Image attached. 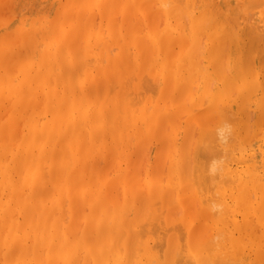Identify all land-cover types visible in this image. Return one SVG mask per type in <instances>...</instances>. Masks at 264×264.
<instances>
[{
	"label": "bare ground",
	"instance_id": "1",
	"mask_svg": "<svg viewBox=\"0 0 264 264\" xmlns=\"http://www.w3.org/2000/svg\"><path fill=\"white\" fill-rule=\"evenodd\" d=\"M12 1L10 0V5L9 3L6 5L12 6ZM58 1L60 2V0ZM67 1L52 7L54 12L48 19L46 18L45 24L41 23L42 20H45L42 19V15L36 14L40 16V19L33 15L38 19L36 21H40L41 24L37 22L36 27L40 24L41 28H38L41 31L37 28L39 32L33 35V28H35L33 26L30 30L32 36H29L37 39L36 37L42 33L45 36H41V40L49 35L50 39L52 37L55 39L52 45L54 42L56 43L54 48L50 46L53 49L51 50L48 47L50 41L47 42L50 39H47L48 37L44 39L48 48L38 50L39 55L37 56H42L40 62L39 59L37 60L38 64L32 61H28V63L27 60H24L25 57L33 60L28 56L30 53L34 54L33 47L30 45L32 46L33 41H37L33 39L29 44L31 39L27 35L29 32L27 28H30V23L35 21L31 22L33 17H30L29 27L27 26L25 30L22 23L21 26L18 25L19 28H23L26 34L17 28V31L15 28L10 31L11 38L8 32L4 31L3 35L0 34L1 41L4 40L3 42L6 44L0 42L3 45H0V67L3 68L2 72L4 70L3 74L8 73L11 77L25 71L21 74L22 77H19L20 80L17 76H14L17 79H5L6 74L1 76L0 72V102L4 101L8 105L13 100V104L10 102L11 106H8V110L11 107L9 112L5 111L3 103H0V117L2 118H0V122L3 121V124L8 123L9 125L4 124L5 127L2 122L0 123V253L3 252L2 257L0 255L2 258L0 264H12L11 260L13 264H30V262L32 264H88L89 259L91 261L89 264H258L259 259L264 258L262 257L264 256L262 255L264 243L261 244V247L259 245L261 240H264V236H262L264 228L260 229L261 235L256 230L260 236H256L258 234L254 229H257L256 226L259 228L257 223L262 224L264 221V0H74L78 5L74 2L73 6L70 5L73 9L70 6L69 9H66V4L70 0L68 3ZM81 2H83V7L84 5L87 7V10L85 7L81 8ZM5 3H0V5ZM62 6L65 8L64 12ZM39 11L41 12L43 9ZM30 12L28 13L30 14ZM116 12L120 13L122 19H119ZM112 14L113 16L110 18L109 16ZM23 16L24 19L27 15ZM116 16L120 22L125 20L126 23L117 22ZM137 16H139L140 22L139 19L134 21V17L137 18ZM98 17L106 23H101L100 19V21L95 20ZM22 18L20 17L21 20L17 19V21H22ZM81 18L86 19L84 29H82L84 22H80ZM131 18L137 23L133 22V24ZM73 20H77L74 21V24L76 22L79 25L75 24V27L72 23ZM68 22L71 26H69V30L66 29L69 25ZM93 22H96L95 25ZM6 23L8 22L6 21ZM97 23H101L100 26L98 25L101 28L99 29L100 31L105 29L106 35L103 34V31H101L103 32L101 35L98 34L100 31L97 28ZM118 24H122V26ZM125 24L127 26H123ZM92 25L96 26L95 28L99 32L96 33L95 28L93 31L90 28ZM82 30H87V37L84 36L87 40H84L85 42L82 38L85 32L82 33ZM16 32H20V34ZM87 32H89L90 39ZM93 34L97 37L91 36ZM105 36L109 39H107L108 41L113 40L110 42L117 44L119 51H115L117 49L115 46V49L110 48L112 43L108 47L109 42L105 41ZM39 39V43L33 42L35 47L45 43ZM10 41L15 46L11 45ZM27 42H29V48L26 46ZM18 44L25 47L19 48ZM11 46L15 47V51ZM8 47H11L12 50ZM108 48H110L109 52ZM18 49L23 51L21 52L23 55L17 53ZM35 49L37 51V48ZM113 50L117 53H113ZM126 51L134 58L131 55L128 58L127 54L125 55ZM79 53L82 56L81 59ZM75 57L79 60L75 61ZM19 59L27 63H23ZM131 60L134 63L137 62L138 67L136 63L134 67ZM88 61H92L89 63V67L86 66ZM20 62L26 66L36 65L37 73L32 75L31 72L34 70L36 72L33 66L28 67L30 70L24 65V67L20 66V69L22 67L20 71L18 68L19 64L22 65ZM75 62L79 66H76ZM10 67L13 70L18 68L19 71L13 72ZM83 67L86 70H83ZM24 68L27 70H23ZM132 71L135 76L134 74L129 75ZM8 74L6 77H9ZM78 74L82 76V80ZM76 75L78 80L80 78L78 83L75 82L77 78L74 80ZM144 75L146 77L151 75L149 78L154 82L155 89H159L158 103L162 101L165 107L166 105L171 108L175 107L177 110L175 109L174 114L163 111L161 107L162 111H160L158 103H156V109L153 108L154 106L150 107L155 102L152 98L154 96L150 95L153 93L152 91L150 94H147L148 91L145 92V95L147 94L151 98L147 99V96L142 98L141 95L144 90L146 91V84L151 82L150 80V82H143ZM132 77L134 80H131ZM36 80L42 81L43 86L38 85L39 83L37 86ZM135 80L136 82H134ZM85 81L89 82V86L84 84ZM48 83L51 85L48 86ZM143 85L145 89L142 87ZM129 87H131L130 90ZM129 91L132 93L130 94ZM133 91L137 92L133 93ZM139 91H143L142 94L138 95ZM25 92L28 97H32L30 100L37 98V100L35 99V106L38 107V110L35 108L37 112L29 105L32 101L27 99V102H30H28L29 104L26 102ZM5 94L11 96L12 99L9 96L5 98ZM132 94H136L138 97L133 96L134 100L129 98L131 97L129 95ZM157 96L154 98L157 99ZM145 97L147 101H152H149L148 104L150 108L147 105L144 106ZM13 98L16 102L20 99L21 102L25 100L24 102L27 103L20 102L21 105L19 102L17 103L20 106L19 110H30L28 113L26 110L27 115L23 117H27V120L30 119L28 116H31L29 114L32 112L34 116L37 115V118L31 117L34 120H30L29 124L24 125L20 121V114L24 112L16 109V102ZM140 100L143 101V104L137 105L136 103L141 102ZM141 104L143 107H138ZM12 108L13 112H11ZM171 110L173 112V109ZM42 114L43 120L38 118L42 117ZM251 114L255 115V121L250 125ZM7 116L10 117L8 120L13 117L11 122L7 119V122L4 121ZM18 119L19 121L16 123L20 122L23 129L13 122ZM39 120L42 121L38 123ZM177 120L179 122L182 120L184 125L180 127L181 124L175 122ZM171 122L173 123L171 124ZM11 123L13 126L19 127L17 129L20 134H16L18 131L15 132L16 128L14 130L10 126ZM166 125L172 129H176L179 125L180 130L178 128V133L176 131L174 135H167L169 138L160 136L156 130L160 129V132L165 133L163 126L166 128ZM168 126L167 129L170 128ZM22 130L25 131L21 135ZM153 130L156 131L155 134ZM149 132L153 133L152 139L146 137L147 140L155 141V144L157 141L158 144L156 152L154 151L157 159L154 155V158L152 157L155 165L160 164L162 156H170L166 155L167 150L173 148L172 158H175V154L180 152L173 161L172 155L170 156L172 162L166 159L170 162V164L168 162L170 167L167 162H164L165 165H168L164 167H168L165 169H169L168 173L173 177L172 179L180 181V183H176L177 186L172 183V188L171 185L170 187L166 186L171 188L167 189L168 191L165 190L166 193H160L165 188L166 177L169 178V175L165 176L167 173L164 175L165 178L161 174L163 170L161 169V171L159 168L163 163L159 165L158 169L157 167L153 168L154 165L150 166L151 170L148 168L150 176L146 175L147 173L144 171V176H148L150 179L151 176L156 178L154 175L156 173L152 170L156 169L158 173L161 171L159 173L161 179H155L156 183L160 184L159 188L161 183L164 186L160 190L158 187L155 189L159 190L157 192L160 196L153 189L155 186H150L153 182L148 185V182L143 179L147 187L143 183L142 186L140 185L142 182L140 179L143 178L140 172L145 168L144 166L141 169L143 160L137 156L140 154V149L137 150L132 146L133 149L135 148V153H133H137V158L134 155L133 158L135 157L136 161L133 158L130 159L129 166H131L130 162L132 164L138 162L137 167L135 164L131 166L133 170L126 169V165L120 166L124 158L119 160V154L120 157L121 154L123 155V149H121V153H118V158L114 156L117 154L115 151L119 152V147L121 148V145L123 147L125 141L129 139L128 136L133 134L135 139L140 135L146 136ZM14 135H18L21 139L19 145L15 142L17 137L14 139L15 143H12L11 139ZM156 138H160V140ZM121 142L122 144H120ZM138 142L141 141L138 140ZM191 142L197 144L193 149L198 154L195 153L194 156L200 158V161L196 159L198 163H196V169L194 156V168L192 163H189L191 146H194ZM11 143L16 145L13 146ZM127 143L123 148L126 151L128 148L129 151H132L129 147L130 144L127 145ZM143 143L140 145L143 146ZM169 143L172 147H169L171 146ZM132 144L135 145V143ZM102 149L104 155L105 151L108 153L109 158L107 159L110 160L105 161L106 154L104 162H107V166L104 163L101 171H107L108 166L113 167L112 173L116 172L118 168L120 171L121 168L122 170L126 169L127 172L121 171L122 174L124 172V178L121 177L122 175L120 176V173L119 175L117 173L118 176L107 180L109 175L106 176L105 173L103 175V172L100 171L101 167L97 171L96 166H99L101 162L99 157L103 155L98 156L97 153ZM159 149L160 152L157 151ZM126 151H124L125 155ZM8 153L9 157H13V159L11 162L5 163L9 158L6 156ZM113 153L115 154L113 155ZM168 153L170 154V151ZM91 155L95 157H91ZM97 156L99 160L96 159ZM89 158H95L94 163L97 161L99 165L96 163L95 166L93 160L92 163L89 162L91 161L88 160ZM115 158L119 160V166L116 164ZM144 162L147 163V161ZM148 163L150 164V161ZM91 168L93 169L91 170ZM135 168L137 170L139 168V174H136ZM145 169L147 170V168ZM191 169L196 170L195 174L191 173ZM94 175L95 177H93ZM97 176H101L103 180L107 181L98 177L97 179L100 180L98 183L94 180ZM129 177L131 180L128 179ZM162 179L165 181L162 182ZM198 184L200 188L196 187ZM141 187H146V192H143L145 188ZM112 189L114 198L107 193ZM117 189L118 192L120 189L122 190V193L119 194L123 197V203L120 201L121 197L118 193L117 197ZM201 196L202 198H200ZM106 197L107 199H105ZM143 197H146L148 205L144 203ZM155 198H158L157 201L153 200ZM169 198L176 200L173 202ZM150 201L154 202L150 203ZM169 201H172L173 204L172 202L170 204ZM120 202L121 207L118 208ZM156 202H158L157 206L162 203L159 208L156 206L158 211L152 207ZM105 203H107L106 206ZM143 203L145 207L148 206L145 210ZM108 204H113L114 208ZM114 204L116 205L114 206ZM66 207L67 209H65ZM109 207L114 210L111 211ZM180 208L181 211H184L185 218H178ZM57 209L60 211L62 209L61 213L67 216L69 214L73 224L70 225L66 218L64 220L63 215L58 216ZM64 209L69 213L66 214ZM175 211L179 213L177 214ZM127 213H130L131 217L127 218ZM181 213L183 214V212ZM55 215L58 219L62 218L59 219V222L67 221L69 227H64L62 223L60 226ZM17 217L20 218V222ZM186 217H191V219L188 220ZM252 218L257 219L256 224ZM145 219L148 222L145 227L147 231L144 230V226H140L142 229L144 228L143 230L137 227V225H142ZM154 222L155 225L162 222L165 232L157 231V233L160 231L161 235L163 234V238L158 236L160 237L159 241L155 238L158 241L156 243L152 240L154 231H151L152 235L149 234L150 227L152 230H157L156 226H154L155 229L152 228ZM148 224H152V226ZM62 226L63 228H61ZM136 227L140 229V232L136 231ZM198 228L206 230L205 233L201 234ZM146 233L151 235L152 239ZM141 234H145V236L142 235L144 238L141 237ZM139 240L142 241L139 242ZM78 247L86 249H82V251ZM160 247L164 248L163 252ZM27 252H31L33 255Z\"/></svg>",
	"mask_w": 264,
	"mask_h": 264
},
{
	"label": "rangeland",
	"instance_id": "2",
	"mask_svg": "<svg viewBox=\"0 0 264 264\" xmlns=\"http://www.w3.org/2000/svg\"><path fill=\"white\" fill-rule=\"evenodd\" d=\"M5 1H7V2L5 3ZM33 1H34V2H33ZM68 1H69V0H68ZM68 1H67V3H68ZM61 2L64 3L65 0H64V1H63V0H60V2H59L58 0H53V1H52V0H27V1H26V0H22V1H21V0H13V1L11 2V4H13V5H12L13 7H12V6H9V5H10V0H0V3H1V4H2V3H5V4H3V5H0V6H1V7H0V13H1V14H0V15H1V16H0V17H1V18H0V34L3 35V32L5 31V32H8V35H9V33L11 34L10 31H13L12 29H14V28H15V30H16V28H17V30L20 29V32H23V34H24L25 31H23V28H22V27L19 28L18 25H20V24L22 23V26L24 27V30H25V28H27V26L29 25V24H28V23L30 22L29 19H31L32 17H33L34 19H32L31 22L34 21V20L36 21V20L40 19V16L42 15V19H45V20H42L41 23L43 22V24H45V23L47 22V19L49 18V16L54 12V11L52 10V7H53L54 5H57L58 3H61ZM74 2H75L74 0H70V2H69L70 4H69V3L66 4L67 6H66L65 8H66V9H69L68 7H69L70 5L73 6V5H74ZM8 3H9V5H6V4H8ZM65 3H66V2H65ZM81 3H82V7H81V8H84V7H85L86 10H87V7H86L85 5H84V7H83V2H81ZM72 4H73V5H72ZM75 4H77V3L75 2ZM5 5H6V6H5ZM62 5H63V4H62ZM77 5H78V4H77ZM4 6H5V7H4ZM7 6H8V7H7ZM48 6H49V9H47ZM59 6H60V4H59ZM71 6H70V8H72ZM3 7H4V8H3ZM6 7H7V9L9 8L8 10H10V9H11V10L8 11V10L6 9ZM30 7H31V8H30ZM45 7H46V8H45ZM50 7H51V8H50ZM62 7H63V12H64L65 8H64V6H62ZM2 8H3V9H2ZM42 9H43V11H41V12H43L44 15H43V13L41 14V12L39 11V10H42ZM57 9L59 10V7H57ZM72 9H73V8H72ZM72 9H70V10L72 11ZM32 10H33V11H32ZM47 10H48V12H47ZM82 10H84V9H82ZM3 11H4V12H3ZM30 11H31V12H30ZM71 11H69V12H71ZM73 11H74V10H73ZM2 12H3V13H2ZM6 12H7V13H6ZM14 12H15V13H14ZM28 12H30V14H29ZM38 12H39V13H38ZM45 12H46V13H45ZM65 12H68V11H65ZM83 12H84V11H83ZM5 13L7 14V18H8V19L6 18ZM13 13H14V14H13ZM26 13H27V14H26ZM33 13H34V14H33ZM72 13H73V12H72ZM85 13H86V11H85ZM117 13H119V12H116V13H115L116 15H119V16H118L119 19H122V18H120V16H121L120 13H119V14H117ZM8 14H9V15H8ZM11 14H12V15H11ZM24 14L27 15V16L23 19L22 16H23ZM36 14H38V15H40V16H38V15H36ZM45 14H46L47 16H46ZM70 14H71V13H70ZM70 14H68V15H70ZM16 15H17V16H16ZM20 15H21V16H20ZM33 15L36 16V17L38 16V19H36V17H34ZM10 16H13V17H10ZM14 16H15L16 18H15ZM18 16H20V17L22 18V21L18 22L19 20H21L20 17H18ZM58 16H59V15H58ZM60 16H61V15H60ZM111 16H113V14L110 15L109 17L111 18ZM4 17H5V18H4ZM23 17H24V16H23ZM30 17H31V18H30ZM84 17H85V16H84ZM96 17H97V16H96ZM109 17H108V18H109ZM121 17H122V16H121ZM14 18H15V19H14ZM46 18H47V19H46ZM71 18H73V17H71ZM110 18H109V19H110ZM112 18H113V17H112ZM116 18H117V16H116ZM3 19H4V20H3ZM17 19H19V20L17 21ZM81 19H82L83 21H82ZM81 19H80V20H81L80 22H82V23H83L84 21H86L85 18H84V19L81 18ZM94 19H95V18H94ZM97 19L99 20L100 17L96 18L95 20H97ZM114 19H115V18H114ZM114 19H112V20H114ZM134 19H135V20H134ZM134 19L131 18L132 23H133L134 21H138V20H136V19H139V16H137V18L134 17ZM12 20H13V21H12ZM70 20H71V19H70ZM70 20H69V21H70ZM100 20H101V19H100ZM100 20H99V21H100ZM115 20H116V19H115ZM133 20H134V21H133ZM4 21H5V22H4ZM6 21H7L8 23H6ZM27 21H28V22H27ZM35 21L32 22V23H30V24H31V27H30V28H27V31H29V32H27V35H28V36L31 35L32 31H30V30H31V28H33V26H35V28H33V29H34V31H33V35H34V33H38V32H39V31H37V28L41 26V25H40L41 23H40V21H36V23H35ZM74 21H77V20H73V21H72L73 24H74ZM106 21H107V20H106ZM116 21H117V22L119 21L118 18H117ZM140 21H141V20L139 19V22H140ZM14 22H15V23H14ZM17 22H18V24H17ZM37 22L40 23V24H38L39 26L37 25V27H36ZM44 22H45V23H44ZM70 22H71V21H70ZM80 22H79V23H80ZM114 22H115V21H114ZM114 22H113V23H114ZM119 22H120V21H119ZM121 22H123V24L126 23L125 20H124V21L121 20ZM121 22H120V23H121ZM3 23H4V24H3ZM5 23H6V26H5ZM25 23H26V24H25ZM82 23H81V24H82ZM85 23H86V22H84V24H82V26H83L82 29H84V25H85ZM95 23H96V22H95ZM95 23L93 22L94 25H95ZM101 23H104V21L101 20ZM101 23H99V24L97 23V28H98L99 31H100V29H101V28L99 27ZM105 23H106V22H105ZM105 23H104V24H105ZM134 23H137V22H134ZM134 23H133V24H134ZM15 24H16V25H15ZM34 24H35V25H34ZM68 24H69V22H68ZM68 24H67V25H68ZM73 24H71V25H73ZM75 24H76V22H75ZM75 24H74V25H75ZM104 24H103V25H104ZM8 25H9V26H8ZM25 25H26V26H25ZM76 25H77V24H76ZM76 25H75V27H76ZM78 25H79V24H78ZM78 25H77V26H78ZM98 25H99V26H98ZM103 25H102V26H103ZM115 25H116V24H115ZM118 25H119V24H118ZM120 25L122 26V24H120ZM120 25H119V26H120ZM11 26H12V27H11ZM13 26H14V27H13ZM17 26H18V27H17ZM20 26H21V25H20ZM69 26H70V24L67 26V28H66L67 30L70 29L71 26H70V27H69ZM82 26H81V27H82ZM123 26H127V24H125V25H123ZM28 27H29V26H28ZM64 27H65V26H64ZM75 27L73 26V28H75ZM88 27H89V26H88ZM95 27H96V26L93 27V25H92L90 28L93 29V28H95ZM114 27H115V26H114ZM116 27H118V26L116 25ZM40 28H41V27H40ZM90 28H89V29H90ZM99 28H100V29H99ZM103 28H105V27H103ZM21 29H22V30H21ZM33 29H32V30H33ZM77 29H78V27H77ZM86 29H87V27H86ZM89 29H88V30H89ZM95 29H96V28H95ZM144 29H145V28H144V26H143V30H144ZM17 30H16V31H17ZM38 30L41 31V29H39V28H38ZM57 30H58V28H57ZM80 30H81V29H80ZM35 31H37V32H35ZM83 31H84L85 33L83 34L82 38H83V42H85V41H87V40H85V37H87V35H86V31H87V30H86V31H85V30H82V33H83ZM93 31H95V30L93 29ZM93 31H90V30H89V32H91V33H93ZM99 31H97V29H96V33L99 32ZM101 31H103L104 33L101 32ZM101 31H100L98 34L101 35V33H103L104 35H106V34H105V29H104V30H101ZM20 32H19V33L16 32V33L20 34ZM30 32H31V33H30ZM89 32H87V33H88V37H89ZM143 32H144V31H143ZM91 33H90V34H91ZM25 34H26V32H25ZM39 34H40V33H39ZM103 34H102V36H104ZM109 34H110V32H109ZM144 34H146V33H144ZM144 34H143V35H144ZM4 35L6 36V34H4ZM8 35H7V36H8ZM27 35H25V36L27 37ZM37 35H38V34H37ZM0 36H1V35H0ZM5 36H4V37H5ZM9 36H10V38H11V35H9ZM9 36H8V38H9ZM31 36H32V35H31ZM31 36H29V39H31V41L29 40L30 43L27 42V45H26V46H28V48H29L28 43L31 44L32 40L35 39V37L32 38ZM38 36H39V35H38ZM38 36L36 37L37 39H35V40H37V41H38L39 38H40L39 40H41V38H42L43 36H45V34L43 35V34L41 33L40 36H39V37H38ZM41 36H42V37H41ZM84 36H85V37H84ZM91 36H94V37L96 36V37H97V35H94V34L91 35ZM109 36H110V35H109ZM2 37H3V36H2ZM30 37H31V38H30ZM47 37H48V38H47ZM50 37H51V36H50ZM0 38H1V37H0ZM8 38H5V39L10 40V39H8ZM27 38H28V37H27ZM46 38H47V39H50V38H49V35L46 36ZM46 38H43V40H41V42H45L44 39H46ZM52 38H53V37H52ZM52 38H51L50 40H47V42L50 41V45L48 44L49 49H51V47L54 48L55 45H56L55 42H54L53 45H52V42L55 41V39H52ZM91 38H93V37H91ZM109 38H111V37H109ZM2 39H4V38H2ZM89 39H90V37H89ZM104 39H106V40H105L106 42L109 40L106 36L104 37ZM107 39H108V40H107ZM111 39H112V38H111ZM84 40H85V41H84ZM91 40H92V39H91ZM93 40H94V39H93ZM93 40H92V41H93ZM3 41H4V40L1 41V39H0V42H1L2 44L4 43ZM37 41H36V42L33 41V42H34L35 44H37V43L40 42V41H38V42H37ZM110 41H113V40H110ZM110 41H108V42H109V43H108V44H109L108 47L111 46L110 44H111L112 42H110ZM7 42L9 43V41H7ZM33 42H32V46L30 45V47H33V48H34V49L32 48V51L34 50V51H33L34 54H31V53H30V55H28V56H30V58L32 57L33 60H32V59H26V57H25L24 60H27V62H28V61H29V62L32 61L33 63L37 62L36 64H38V61H39V62L41 61L42 56H41V55H40V56H37V55H39L37 52H38V50H41V49L46 48V47H47V42H45V43H41V44H38L39 46L37 45V47L34 46ZM80 42H81V41H80ZM1 43H0V45L3 46ZM10 43H12V42L10 41ZM48 43H49V42H48ZM81 43H82V42H81ZM81 43H80V44H81ZM4 44H5V43H4ZM45 44H46V45H45ZM108 44H107V45H108ZM112 44H113V45H112V47H110V48H114V46H115V48L117 47V44H116V43L114 44V42H113ZM5 45H6V44H5ZM7 45H8V44H7ZM11 45H14V46H15V44H13V43H12ZM82 45H83V44H82ZM84 45H85V44H84ZM84 45H83V46H84ZM8 46H9V45H8ZM23 46H24V45H21V46H20V45L18 44V47H19V48H20V47L23 48ZM43 46H44V47H43ZM50 46H51V47H50ZM79 46H80V45H79ZM119 46H120V45H119ZM6 47H7V46H6ZM11 47H12V46H11ZM11 47H8V48L10 49ZM16 47H17V46H16ZM24 47H25V46H24ZM48 47H47V48H48ZM77 47H78V46H77ZM8 48H7V49H8ZM12 48H13V47H12ZM14 48H15V47H14ZM14 48H13V51H15ZM35 48H37V51H36ZM84 48H85V47H84ZM110 48H108L107 51L110 50ZM115 48H114V49H115ZM26 49H27V48H26ZM79 49H80V47H79ZM81 49H82V46H81ZM118 49H119V48L117 47V49H115V51H116V50L119 51ZM131 49H132V48H131ZM10 50H12V49H10ZM21 50H23V49H21ZM51 50H53V49H51ZM82 50H83V49H82ZM111 50H112V49H111ZM18 51H19V49H18ZM77 51H78V50H77ZM107 51L104 50V52H107ZM127 51H128V50H127ZM127 51L125 52V55L127 54V57H128V58L130 57V55H131V57H133L132 54L129 55V53H127ZM129 51H130V50H129ZM132 51H134V50L132 49ZM21 52H23V51H19V52H17V53H20V54H21ZM30 52H31V51H30ZM102 52H103V51H102ZM104 52H103V53H104ZM108 52H109V51H108ZM27 53H29V50H28V49H27ZM77 53H78V52H77ZM111 53H112V51H111ZM111 53H109V54H111ZM113 53H117V52H114V50H113ZM131 53H132V52H131ZM106 54H107V53H106ZM133 54H134V53H133ZM21 55H23V53H22ZM35 55H36V56H35ZM79 55L81 56L80 53H79ZM115 55H116V54H115ZM125 55H123V56L125 57ZM28 56H27V58H29ZM103 56H104V54H103ZM18 57H19V54H18ZM39 57H40V58H39ZM15 58H16V57H15ZM23 58H24V57H23ZM81 58H82V56L80 57V59H81ZM133 58H134V57H133ZM38 59H39V60H38ZM75 59H76L75 61H78V60H79V59H77L76 57H75ZM125 59H126V57H125ZM125 59H124V60H125ZM130 59H132V58H130ZM37 60H38V61H37ZM126 60L129 61L128 59H126ZM15 61H16V60H15ZM15 61H14V62H15ZM19 61H23V60L19 59ZM19 61L17 60L18 63H19ZM11 62H12V61H11ZM25 62H26V61H25ZM25 62L23 61V63H25ZM27 62H26V63H27ZM29 62H28V63H29ZM130 62L133 63V66H134V64L136 63V65H137V67H138L137 62L134 63L133 60H131ZM130 62H129V63H130ZM20 63H21V62H20ZM23 63H21L22 65L19 64V67H18V68H19L20 71H21V69H22V67H21V69H20V66H23V65L26 66V65L23 64ZM33 63H32V64H33ZM77 63L80 64V62H77ZM89 63H92V61H88V65H86V66L89 67V65H90ZM131 63H130V64H131ZM14 64H15V63H14ZM130 64H129V65H130ZM11 65H12V64H11ZM27 65H28V64H27ZM75 65H76V62H75ZM77 65H78V64H77ZM77 65H76V66H77ZM7 66H8V65H7ZM14 66H16V65H14ZM24 66H23V67H24ZM29 66H30V65H29ZM29 66H26V67L28 68ZM32 66H33V68L36 67V65L34 66V64H33ZM32 66H30V67H32ZM78 66H79V65H78ZM84 66H85V65H84ZM130 66H131V65H130ZM133 66L130 67V71L132 70L131 68H133ZM134 67H135V66H134ZM18 68H17V69H18ZM1 69H3V68L0 67L1 76H2V75L4 76V74H6V73L3 74L4 70H3V72H2ZM10 69H11V71H13V72L19 71V70H17V69L15 70V68H14V70H13V68H11V67H10ZM25 69H26V68H24L23 70H25ZM28 69H29V68H28ZM35 69H36V68H35ZM82 69L84 70L85 68L83 67ZM134 69H135V68H134ZM6 70H7V69H6ZM26 70H27V69H26ZM29 70H30V69H29ZM38 70H39V68H38ZM78 70H80V69H78ZM85 70H86V69H85ZM130 71H129V72H130ZM133 71H134V70H133ZM133 71H132L131 74H129L130 76L133 75V74H134V76H135V73H134ZM7 72H9V71H7ZM24 72H25V71H24ZM24 72H23V73H24ZM84 72H85V71H84ZM16 73H17V72H16ZM16 73H13V74H16ZM23 73H21V74H23ZM31 73H32V75H33V73L36 74V73H37V69H36V72H35V70H34V72H31ZM79 73H80V72H79ZM7 74H8V73H7ZM7 74L5 75V79H6V78L17 79V78H19L20 76L22 77V75L20 74V72H19L20 75L17 73V75H16L17 78H15V77H16L15 75H14L15 77H14V76H11V77H10L9 74H8L9 77H6ZM13 74H11V75H13ZM83 74H84V73H83ZM85 74H86V73H85ZM32 75H31V76H32ZM79 75H80V74H78V76H79ZM81 75H82V73H81ZM81 75H80V76H81ZM1 76H0V78H1ZM33 76H34V75H33ZM134 76H133V77H134ZM21 77H20V78H21ZM24 77H25V76H24ZM24 77H23V78H24ZM133 77L131 78V80H134ZM149 77H151V75H150V76L148 75V77H146V76L144 75V77H143L144 81H143V82H146V81H148V82L151 81V82H152V79L149 78ZM3 78H4V77H3ZM20 78H19V80H20ZM23 78H22V79H23ZM75 78H77V75H76V77H74V80H76ZM80 78H81V80L83 79L82 76H81ZM80 78H79V80H80ZM79 80H78V78H77V80H76L75 82H77V81H79ZM149 80H150V81H149ZM49 82H50V80H49ZM73 82H74V81H73ZM134 82H136V80H135ZM151 82H150V84H149V83L146 84V85H147V87H146V91L144 90L143 95H141L142 98H143V96H147V94H150L151 91H152L153 93H151L150 95H151V96H154V97H156V96L160 93V92H159V89H155L156 86L154 87V85H155L154 82H152V84H151ZM38 83H39V84H38ZM77 83H78V82H77ZM88 83H89V82H88ZM88 83L85 81L84 84H85V85H88ZM34 84H35V83H34ZM37 84L43 86V85H42V81H40V80H38V81L36 80V85H37ZM48 84H49L48 86L51 85L50 83H48ZM52 84H53V83H52ZM74 84H75V83H74ZM38 85H37V86H38ZM148 85H150L151 87H150V86L148 87ZM88 86H89V85H88ZM142 87L145 89V86H144V85H143ZM86 88H88V87L86 86ZM130 88H131V87H129V90H130ZM148 88H150V89H152V90H150V89H148ZM158 88H159V87H158ZM147 89H148V90H147ZM23 90H25V89H23ZM156 90H157V91H156ZM25 91H26V90H25ZM131 91H132V90H131ZM147 91H148V93H147ZM129 92H130V91H129ZM134 92H135V91H133V93H134ZM136 92H137V91H136ZM136 92H135V93H136ZM139 92H140V91H139ZM142 92H143V91H142ZM142 92L137 93V94H138V95H139V94H142ZM145 92L147 93L146 95H145ZM25 93H26V92H25ZM27 93H28V90H27ZM27 93H26L27 98L25 99L26 102H27V99L30 100V97H31V96L28 97ZM131 93H132V92H130V94H131ZM155 93H156V94H155ZM28 94L30 95V92H29ZM24 95H25V94H24ZM135 95H136V94L129 95V96H131V97H129V98H133V96H134L135 98H137L138 96L136 95V96H137V97H136ZM8 96H9V95L5 94V98L8 97ZM26 96H25V97H26ZM9 97H11V96H9ZM148 97H150V96L148 95V96H147V99H148ZM154 97H152V98L155 100V102H154L153 104L150 103V104H151L150 107H153V106H154L153 108L156 109V108H157L156 106L159 105L158 109H160V111L163 110V111H166V112H169V113L171 112V114H174V111L176 112L177 109H176L174 106H173L174 108H171V106H168V107H167V105H166V107H167V108H166V107L164 106L165 104H163V102L161 101L162 104H163V106H164V109H163V106H161L162 104H160L161 102L158 103V100L160 99V94L157 96V99L154 98ZM3 98H4V96H3ZM31 98H32V97H31ZM40 98H41V97H40ZM135 98H133V100H134ZM150 98H151V97H150ZM11 99H12V97H11ZM11 99H10V100H11ZM13 99L15 100V98H13ZM35 99L37 100V98H34V99L30 100V101H32L31 104L28 103V102H30V101L27 102L29 105H31V107H32V109H33L34 111L38 110V109H37L38 107L35 106V101H36ZM41 99H42V98H41ZM147 99H146V97L144 98L145 101L142 99L145 103L147 102L146 104L144 103V106H146V105L148 106V104H149V101H150V100L147 101ZM5 100H9V99H5ZM19 100H20V99H19ZM19 100H18L17 102H16V100H15V102H16V103H15V105H16L15 107H16L17 110H19L18 108L20 107V106L17 105V103L19 102V105H21V103L25 101V100H24V101L21 102V100H20V101H19ZM140 101H141V100H140ZM143 101H141V102H139V103H136V104L138 105V104L142 103ZM8 102H9V101H8ZM10 102H11V101H10ZM10 102H9V103H10ZM20 102H21V103H20ZM26 102H24V103H26ZM150 102H152V101H150ZM0 103H3V107H5V109H6V110H5V109H4V110L9 112V110L11 109V107H9L10 109L8 110V106H9V105L11 106V103L13 104V100H12V102H11L10 104L8 103V105L5 104L6 102H4V101H2V102H0ZM27 103H26V104H27ZM156 103H158V104L156 105ZM4 104H5V105H4ZM142 104H143V103H142ZM142 104H141L140 106H138V107H143ZM134 106H135V108H136V105H134ZM1 107H2V106H1ZM12 107H13V106H12ZM15 107H13V108H15ZM26 107L29 108L28 106H26ZM40 107H42V106H40ZM40 107H39V108H40ZM150 107L148 106V108H150ZM160 107L162 108V110H161ZM13 108H12V111H11V112H13ZM21 108H23V107H21ZM21 108H20V109H21ZM35 108H36V110H35ZM133 108H134V107H133ZM144 108H147V107H144ZM153 108H152V109H153ZM30 109H31V108H30ZM138 109H142V108H138ZM158 109H157V110H158ZM166 109H167V110H166ZM171 109H173V112H172ZM175 109H176V110H175ZM4 110H3V111H4ZM23 110H24V109H23ZM23 110H19V111H23ZM26 110H27V111H26ZM40 110H41V108H40ZM150 110H151V109H150ZM3 111H2V112H3ZM5 111H4V112H5ZM25 111L28 113V111H30V110L25 109ZM25 111H23L24 113H21V114H20V115H21V116H20V117H21V120H20V121L23 122L24 125H25V124H29L30 120L32 121V120H34L35 118H37V117H36L37 115L34 116V114L31 112L33 115L30 113L29 115H31V116H28V118H30V119L27 120V119H26L27 117H23L24 115H25V116L27 115V114L25 113ZM41 111H42V110H41ZM142 111H143V110H142ZM142 111H139V112H142ZM160 111L158 110V112H160ZM0 112H1V110H0ZM8 112H7V113H8ZM15 112H16V111H15ZM17 112H18V111H17ZM36 112H37V111H36ZM139 112H138V113H139ZM13 114L15 115V113H13ZM22 114H23V115H22ZM35 114H37V113H35ZM171 114H170V115H171ZM3 115H4V114H3ZM3 115H2V116H3ZM5 115H6V114H5ZM7 115H8V114H7ZM14 115H13V116H14ZM15 116H16V115H15ZM38 116H39V115H38ZM41 116H42V117H38V118H40V119L42 118V120H43V114H42ZM7 117H8V118H7ZM7 117H6L5 119H4V117H3L4 121H6V122H7V120L10 118L9 116H7ZM20 117H19V118H20ZM31 117H34V119H32ZM0 118H1V117H0ZM12 118H13V117H11V119H12ZM17 118H18V117H17ZM250 118H251V119H250L251 121L249 120V121H250L249 123H250V125H251V124L255 121V115H252V114H251V117H250ZM1 119H2V118H1ZM1 119H0V120H1ZM6 119H7V120H6ZM11 119L8 120V121L11 122ZM14 120H15V119H14ZM14 120H13L14 123H16L17 121H19V119L16 120V121H14ZM42 120H39L38 123H40V121H42ZM181 121H182V120H181ZM181 121L179 122V121L177 120V121H175V122H176V123L179 122L178 124H181V125H180V127H181L182 125H184V124H182ZM1 122H2V124H3V121H1ZM1 122H0V123H1ZM14 123H13V124H14ZM19 123H20V122H19ZM19 123H18V124L16 123V124L19 125V126H21V125H20L21 123H20V124H19ZM172 123H173V122H171V124H172ZM4 124H6V123H4ZM4 124H3V125H4ZM9 124H10V123H9ZM166 124L169 125L170 123H166ZM6 125H8V123H7ZM14 125H15V124H14ZM17 125H16V126H17ZM160 125H161V124H160ZM164 125H165V124H164ZM168 125H166V128H165V126H163V127H164V130H165V133L160 132V131H159L160 129H157V128H156V129H157L156 131L159 132V135H160V136H163V137H167V135L171 136V134L174 135L176 131H177L176 133H178V128H179V130H180V127H178L179 125L177 126V128L175 127L176 129H172V128H171L170 126H168ZM176 125H177V124H176ZM4 126H5V125H4ZM8 126H9V125H8ZM10 126H12V127L14 128V130H15V128H16L15 132H16V131L19 132V133L16 132V134H20V131L17 129V128H19V127H15V126H13L12 123H11ZM167 126L170 127V128L167 129ZM5 127H6V126H5ZM21 127H22V126H21ZM158 128H159V126H158ZM160 128H161V127H160ZM21 129H23V127H22ZM170 129H172V130H170ZM24 131H25V130H22L21 135L23 134ZM153 131H154V132H153ZM153 131H151V132H153V133L155 134L156 131H155V130H153ZM166 131H168V132H166ZM172 131H174V132H172ZM171 132H172V133H171ZM12 133L14 134V132H12ZM125 133H126V132H125ZM153 133L150 134V132H149L148 134L151 135V136H149L148 134H147L146 136H145V135H143V136L140 135V136H137V137H139V138L136 137L135 139H134L135 135L133 136V134H131L130 136H128L129 139L127 138L128 140L126 139L127 141H125V143H124L123 145L125 146V144H126L127 142H128L127 145L130 144L129 147H130V149H132V151H129L128 146H126V147L128 148L127 151H129V153L131 152V153H130V154H131V156H130L131 158L129 157V153H127L126 149H124L125 147L123 146V147H124V148H123L122 145H121V148L119 147V152H118V151H115V149H114L115 147L113 148L114 151L117 153L116 155H114L115 153H113V155H114V156H117V158H118V153H121V149H123V155H124V156L121 154V157H120V154H119V160L123 157L124 160H126V161L122 160V163H123V161H124V164L120 163V166L122 165L121 167H123V166L126 165V169H129V170L131 169V166H132L133 164H135V163L132 164V162H130V163H131V166H129V162H128V161H131L130 159H132L134 155H135L136 158H137V156H138V157L140 156V157L142 158L141 160H143V163H144V164L142 163V164H141L142 166L140 165V166H141V169L145 166V168H147V170H146L145 168H143L144 170L142 169V171H141V169H140V171H141L140 174L142 175L143 178H142L141 176H135V177H141V178H142V180L139 178V179H140V182L142 181L141 184H140L141 186H142V183H143V185L146 186L147 184L150 185V184L153 182L150 186H155V188H153V189L155 190L156 187L159 188V186H160V184L158 185V184L156 183V180H155V179H159V178H160V176H159L160 174H159V173H161L162 170H163L162 173H161L162 176H164L165 173H167V175H165V176H168V175H169V178L166 177V179H165L166 181H165L164 179H162V182L165 181V183H166V184L164 183V186H165L166 189L164 188L162 192L160 191V193L162 194V193H166V191H168L167 189H171V188L173 187V184H172V183L176 184L178 181H176L175 178H174V180H173V179H172L173 177L168 173V172H169V171H168L169 169H168V170L165 169V168H168V167H164V166H168V165L170 164L169 161H171L170 156L173 154V153H171V151H172L173 148H171V150H167L168 152L170 151V154L167 152L168 154L166 153V155H167V156L170 155V156H168V157L162 156V157H161V155H160V157H161L160 164H161V163L164 164V165L161 164V168H159V167H160V166H159V165H160L159 163L155 162V163H157V165H155V164L153 163L152 160H154V159H152V157L154 158V156L156 155V154L154 153V151L156 152V149H157L156 145L158 146V144H157V141H156V144H155V141H152V140L149 141V140H147V138H148V139H152V134H153ZM13 134H12V135H13ZM156 134H157V133H156ZM21 135H20V136H21ZM131 136H133V137H131ZM15 137H17V138L15 139ZM146 137H147V138H146ZM153 137H156V136H153ZM196 137H197V136H196ZM12 138H13V139H11V141L13 140L12 143L14 142V139H15V142L19 145V142L21 141V139L19 138V136H18V135H17V136L14 135ZM167 138H169V137H167ZM172 138H173V136H172ZM172 138H170V139L172 140ZM130 139H131V140H130ZM156 139H158V138H156ZM195 139H196V138H195ZM134 140H135V141H134ZM136 140H137V141H136ZM138 140L141 141V142H138ZM154 140H155V138H154ZM158 140H160V138H159ZM161 140H162V139H161ZM144 141H145V142H144ZM148 141H149L150 143H149ZM168 141H169V140H168ZM15 142H14V143H15ZM107 142H108V141H107ZM129 142H130V143H129ZM143 142H144V143H143ZM193 142H194V139H193ZM193 142H191V143H193ZM195 142H196V141H195ZM12 143H11V144H12ZM132 143H135L136 146H135L134 144H132ZM141 143H143V144H142L143 146L140 145ZM153 143H154V144H153ZM161 143H163V142H161ZM165 143H166V142H165ZM165 143H164V144H165ZM117 144H118V142L116 143V147H117ZM120 144H122V142H121ZM120 144H119V145H120ZM164 144H163V146H164ZM167 144H168V142H167ZM195 144H196V143H195ZM195 144L193 143L194 146H191V155L189 156V160H190L189 163H190V162L192 163V167L194 166V164H193V156H194L195 153H197V151L194 152V151H195L194 149H195V147H196V145H197V144H196V145H195ZM12 145L14 146V145H16V144H12ZM12 145H11V146H12ZM111 145H112V144H111ZM138 145H139V146H138ZM160 145H161V144H160ZM169 145H171V143H169ZM169 145H167V146H169ZM132 146H133V147H136L137 150L140 149V150H139L140 152L138 151V152L140 153L139 155H138L137 153H136L137 156H136V154H134V153H135V152H134L135 148L133 149ZM149 146H150V147H149ZM139 147H141V148H139ZM169 147H172V145L169 146ZM169 147H168V148L165 147V148L170 149ZM193 148H194V149H193ZM13 149H14V148H13ZM110 149H111V148H110ZM110 149H109V150H110ZM117 149H118V147H117ZM143 149H144V151H143ZM154 149H155V150H154ZM163 149H164V148H163ZM15 150H16V148H15ZM105 150H106V149H105ZM109 150H108V151H109ZM103 151H104V150L102 149L101 151H99L100 153H99V152L97 153L98 156H100V154H103V155H101V157H99V158H100V161H101V162H100V165H99V164L97 163V161H96V163H97L99 166H96V163H94V159H95V158H94V159H91V158L88 159V160H91V161H89V162H91V163H92V160H93V163H94L95 166L97 167V171H98V168H99V167H101V169L99 168L100 171L102 170V167H104V163H105V166H107V165H106L107 162H104V157L106 156V154H107V156H106V160H105V161L110 160V159H107V158H109V157H108V153H106V151H105V155H104ZM114 151H112V152H114ZM124 151H126V152H125L126 155L124 154ZM142 151H143V152H142ZM157 151L160 152V149L157 150ZM133 152H134V153H133ZM163 152H164V151H163ZM172 152H173V151H172ZM175 153H176V152H175ZM97 154L94 153V155H97ZM111 154H112V153H111ZM111 154H110V156H111ZM127 154H128V155H127ZM158 154H159V153H158ZM161 154H162V153H161ZM179 154H180V152H179ZM179 154L176 153L174 157L177 158L176 156L179 155ZM197 154H198V153H197ZM9 155H10V154L8 153L6 156L9 157ZM94 155H91V157H93ZM143 155H144V156H143ZM153 155H154V156H153ZM173 155H174V154H173ZM173 155L171 156V158L173 157ZM98 156H97L96 159H98ZM94 157H95V156H94ZM135 157H134V158H135ZM197 157H198V156H196V157L194 156V158H195V159H194L195 169H196V163H197V162H196V159H197V161H198V160L200 161V158H197ZM199 157H200V151H199ZM110 158H111V157H110ZM123 158H122V159H123ZM126 158H127V159H126ZM134 158H133V160H134ZM155 158L157 159L156 156H155ZM163 158H164V159H163ZM175 158H172V161H173V159H175ZM186 158H187V157H186ZM12 159H13V157H12V158L9 157V158H8V161H5V163L11 162ZM96 159H95V160H96ZM115 159H116V158H115ZM166 159L169 160V161H167ZM4 160H5V159H4ZM9 160H10V161H9ZM98 160H99V159H98ZM112 160H113V158H112ZM116 160H117V159H116ZM119 160H117L118 162L115 161L116 164H117L118 166H119ZM139 160H140V159H139ZM141 160H140V161H141ZM163 160H165V161H163ZM134 161H136V160H134ZM140 161H139V162H140ZM144 161H147V163L144 162ZM148 161H150V164L148 163ZM156 161H157V160H156ZM161 161H163V162H161ZM172 161H171V162H172ZM186 161L188 162L187 159H186ZM98 162H99V161H98ZM120 162H121V161H120ZM125 162H126V164H125ZM127 162H128V164H127ZM164 162H167V164H168V162H169V164H168V165H165L166 163H164ZM91 163H90V164H91ZM112 163H113V162H112ZM112 163H111V164H112ZM152 163H153V164H152ZM184 163H185V161H184ZM191 163H190V164H191ZM88 164H89V163H88ZM111 164H110V165H111ZM116 164H115V165H116ZM137 164H138V162L135 164V166H136ZM139 164H140V163H139ZM146 164H149V166H148V165L146 166ZM197 164H198V163H197ZM115 165H114V166H115ZM117 165H116V167H118ZM152 165H154V166H152ZM92 166H94V165H92ZM95 166H94V167H95ZM112 166H113V164H112ZM128 166H129V167H128ZM135 166H134V167H135ZM137 166H138V165H137ZM137 166H136V167H137ZM140 166H139V167H140ZM150 166H152L153 168H154V167H157V169L159 168L160 170L162 169L161 171H159V173H158V171H157L156 169H155V170H152V171H155L154 173H156V174H154V175H156V178L154 177V175H153L154 178H152V176H151V179H150V177H148V176H150V175H148L149 172H150V170H151V167H150ZM89 167H91V166H89ZM108 167H109V166H108ZM108 167H107V171H105V172L101 171V172H103V175H104V173L106 174V176L109 175V179H107V180H110V179L115 178V176L117 175V173H118V175H119V173H120V176L122 175L121 177L124 178V175H123L124 172H123V174H122L121 171H124V170L126 171V169L122 170V168L120 167V168H121V171H120L119 168H118L119 172H118V170H116V172L112 173V172H113V169H112L113 167H112V168L109 167V169H108ZM169 167H170V165H169ZM192 167H191V168H192ZM148 168H150V170H149ZM193 168H194V167H193ZM92 169H93V168H91V170H92ZM115 169H117V168H115ZM195 169H194V171H193V169H191V173H194V174H195V171H196ZM104 170H105V169H104ZM129 170H128V174H129ZM131 170H133V169H131ZM135 170H137V169L135 168ZM166 170H167V172H166ZM95 171H96V169H95ZM97 171H96V172H97ZM114 171H115V170H114ZM144 171H145V173H147L146 175H148V176H144V175H145ZM147 171H148V172H147ZM126 172H127V171H126ZM135 172H136V171H135ZM135 172H133V173H135ZM137 172H138V173H137ZM137 172H136V174H139V168H138ZM94 173H95V172H94ZM99 173H100V172H99ZM99 173H96V174L98 175ZM109 173H110V174H109ZM101 174H102V173H101ZM125 174H126V173H125ZM131 174H132V173H131ZM131 174H130V175H131ZM194 174H193V175H194ZM99 175H100V174H99ZM103 175H101V176H103ZM118 175H117V176H118ZM133 175H134V174H133ZM101 176H97L96 179H94V180H96V181L99 183L100 180H98L97 178H98V177L101 178ZM112 176H113V177H112ZM165 176H164V178H165ZM194 176H195V175H194ZM194 176H193V177H194ZM93 177H95V175H94ZM111 177H112V178H111ZM130 177H131V176H130ZM130 177H129L128 179H130ZM147 177H148L149 179H148ZM100 178H99V179H100ZM106 178H108V177H106ZM162 178H163V177H162ZM101 179H102V178H101ZM125 179H126V177H125ZM137 179H138V178H137ZM139 179H138V180H139ZM143 179L146 180V182H148V183H147V184L144 183ZM152 179H153V180H152ZM160 179H161V178H160ZM168 179H172V180L170 181V180H168ZM94 180H93V181H94ZM102 180H103V179H102ZM107 180L105 179V180H103V181H107ZM130 180H131V179H130ZM135 180H136V179H135ZM147 180H148V181H147ZM96 181H94V182H96ZM126 181H127V179H126ZM136 181H137V180H136ZM194 181H195V180H194ZM130 182H132V181H130ZM157 182H158V180H157ZM168 182H169V183H168ZM170 182H171V184H170ZM192 182H193V181H192ZM133 183H134V182H133ZM136 183H137V182H136ZM178 183H180V181H179ZM127 184H130V183L127 182ZM153 184H154V185H153ZM156 184H157V185H156ZM162 184H163V183H161V187H164V186H162ZM167 184H168V185H167ZM195 184H196V183H195ZM200 184H201V182H200ZM131 185H132V183H131ZM134 185H135V183H134ZM134 185H133V186H134ZM138 185H139V183H138ZM170 185H171V188H168V187H170ZM177 185H178V184H176L175 186H177ZM196 185H197V184H196ZM106 186H107V185H106ZM106 186H104V187L106 188ZM108 186H109V185H108ZM166 186H168V187H166ZM202 186H203V185H202ZM202 186H201V187H202ZM146 187H147V186H146ZM146 187H141V188H143V189L145 188L143 192H146V190H147ZM161 187L159 188V190L162 189ZM196 187L200 188V187H199V184H198V186H196ZM102 188H103V186H102ZM117 188H118V187H117ZM120 188H121V187H120ZM137 188H138V186H137ZM137 188H136V189H137ZM139 188H140V186H139ZM198 188H197V189H198ZM204 188H205V186H204ZM103 189H104V188H103ZM113 189L116 190L115 187H113ZM113 189L110 190L109 192L106 191V192L108 193V195H109V194H111L110 196L114 195V193H113V192H114ZM194 189H195V188H194ZM202 189H203V187H202ZM104 190H105V189H104ZM141 190H142V189H141ZM159 190L157 189V190H155V191L157 192V191H159ZM165 190H166V191H165ZM177 191L179 192V190H177ZM200 191H201V190H200ZM200 191H197V192H200ZM203 191H205V190L203 189ZM110 192H112V193H110ZM120 192L122 193V190H121V189H120ZM120 192H118V189H117L116 194H117V193L119 194ZM156 192H155V193H156ZM175 192H176V190H175ZM201 193H202V192H201ZM116 194H115V198H116ZM118 194H117V197H118ZM157 194H158V192H157ZM174 194H175V193H174ZM122 195H123V194H122ZM158 195L160 196V194H158ZM158 195H157V196H158ZM175 195H176V194H175ZM119 196L121 197V198H120V201L122 202V201H123V197L121 196V194H119ZM143 196H145V194H143ZM112 198H114V196H112ZM112 198L109 197L110 200H112ZM143 198H144V197H143ZM200 198H202V196H201ZM105 199H107V197H106ZM116 199H117V198H116ZM157 199H158V198H157ZM157 199L155 198V199H153V200H154V201H157ZM169 199H170V198H169ZM118 200H119V199H117V201H118ZM146 200H147V199H146V197H145V198L143 199V201H144V203L147 204ZM170 200H172V199H170ZM175 200H176V199H173L172 201L174 202ZM253 200H255V199H253ZM65 201H66V200H65ZM154 201H152V202H154ZM172 201H169V203L171 204ZM106 202H107V201H106ZM108 202H109V201H108ZM121 202L118 204L119 207H118V206H116V207L120 208V207H121V206H120ZM152 202L150 201V203H152ZM158 202H161V201L158 200ZM158 202H156V203H155L156 205L154 204V206H152V204H151V206L156 208ZM173 202H172V204H173ZM66 203H67V201H66ZM109 203H111V201H110ZM115 203H117V202H115ZM122 203H123V202H122ZM144 203H143V207H145V206H144ZM54 204H55V203H54ZM54 204H53V205H54ZM106 204H107V203H105V206H106ZM50 205H51V204H50ZM53 205H52V206H53ZM108 205H111V204H108ZM115 205H116V204H114V206H115ZM147 205H148V204H147ZM158 205H159V204H158ZM160 205H162V203H161ZM160 205H159V206H160ZM112 206H113V204L111 205V207H112ZM159 206H157V207L159 208ZM170 206H171V205H170ZM170 206H169V207H170ZM173 206H174V205H173ZM64 207H65V206H64ZM67 207H68V206H67ZM67 207H66L65 209H67ZM116 207H115V208H116ZM146 207H148V206H146ZM146 207L143 208V209L145 210ZM176 207H177V206H176ZM109 208H110V207H109ZM112 208H114V207H112ZM112 208H110L111 211L114 210V209H112ZM118 208H117V209H118ZM177 208H179V207H177ZM177 208H176V209H177ZM65 209H64V211H65ZM168 209H169V208H168ZM108 210H109V209H108ZM155 210H157V208H156ZM199 210H201V209H199ZM61 211H62V209H61ZM61 211H60V209H57V210H56V213L58 214V216H62V215H63L62 218H63V219L66 218V219L68 220V223L70 222L69 224L71 225L72 221L70 220V215L68 214L69 212H68V211H65V213L67 212L66 214H68V216H67V215H65L64 213H61ZM157 211H158V210H157ZM177 211H178V210H177ZM194 211H195V210H194ZM181 212H183V214H182ZM175 213H177V212L175 211ZM178 213H179V212H178ZM178 213H177V214H178ZM194 213H196V211H195ZM127 214H128V215H127ZM127 214H126V215H127V216H126L127 218L131 217V214H130V213H127ZM14 215H15V213H14ZM56 216H57V215H55V219H57L58 221H57V220H56V221L59 222V219H62V218H59V219H58V217L56 218ZM184 216H185L184 211H183V210L181 211V208H180V214L178 215V218H180V219H181V218H185ZM15 217H16V216H15ZM68 218H69V219H68ZM186 218H187L188 220L191 219V217H186ZM17 219H18V221L20 222V218L17 217ZM187 219H186V220H187ZM252 219H253L254 223H255V222L257 223V219H256V218H252ZM64 220H65V219H64ZM64 220H62V221H64ZM69 220H70V221H69ZM62 221L59 222V223H60V226H61V223H62V224H64V227H65V226L69 227V226H68L69 224L66 223L67 221L65 222L66 224L63 223ZM146 222H147V221H146V219H145V222H143L142 225L139 223L140 225H137V227H140V226L143 227V226H144V228H145L146 225H147ZM144 223H145V225H143ZM147 223H148V222H147ZM256 223H255V224H256ZM260 223H261V222H260ZM72 224H73V223H72ZM159 224H160V225H159ZM199 224H200V223H199ZM148 225L152 226V224H148ZM157 225H158L159 227H158ZM256 225H259V228H258V226H256L257 229L254 228V229H255V233L258 234V233L256 232V230H257V231H259V234L261 235V234H262V231H264V229H262V228H264V221H262V224L257 223ZM154 226H156V229H157V230H156V231H155V230H152L151 227H150V231H149V234H151V231H154V232L152 233V234H153L152 237H153L154 239H152V237H151L152 234L149 236V235L147 234V233H148V232H147L146 235H148L149 237H151V239L154 241V243H156V242L159 241L160 237L163 235V234L161 235V232H162V233H165V232H164V228H163L164 225L162 224V222H161V223H158V224L156 223V225H155V222H154L152 228H153ZM261 226H262V227H261ZM137 227H136V231H137V230L139 231L140 229H141V230L144 229V228L142 229V227H140V229H138ZM253 227H254V226H253ZM260 227H261V228H260ZM61 228H63V226H62ZM147 228L149 229L148 226H147ZM200 228H201V224H200ZM154 229H155V227H154ZM260 229H262V231H260ZM144 230H146V228H145ZM158 230H161V232H160V231L158 232L159 235H157V234H158V233H157ZM198 230H199V228H198ZM146 231H147V230H146ZM199 231H200V233L202 234L203 232L205 233L206 230L203 231V229H200ZM139 232H140V231H139ZM144 232H145V231H144ZM260 232H261V233H260ZM142 233H143V232H142ZM168 233H170V232H168ZM256 234H255V235H256ZM259 234L256 235V236H260ZM142 235L145 236V234H141V237H143ZM166 235H169V234H166ZM166 235H165V238L167 237ZM203 235H204V234H203ZM158 236H160V237H158ZM262 236H264V235H262ZM141 237H140V238H141ZM143 238H144V237H143ZM155 238H156L158 241H157ZM161 238H163V236H162ZM141 239H142V238H141ZM146 239H147V238H146ZM143 240H144V239H143ZM260 240H261V238H260ZM141 241H142V240H141ZM141 241L139 240V242H141ZM153 241H152V242H153ZM261 241H262V242L259 244L260 247L262 246L261 244L264 243V240H261ZM183 243H184V241H183ZM259 245H258V246H259ZM80 246H82V245H80ZM83 246H84V245H83ZM83 246H82V247H83ZM162 247H163V246H162ZM262 247H264V246H262ZM72 248H74V247H72ZM78 248H79V247H78ZM160 248H161V247H160ZM82 249H83V248H82ZM82 249L79 248V250H82ZM85 249H86V248H85ZM85 249H83V250H85ZM261 249H262V248H261ZM30 250H31V252H32V249H31V248H30ZM70 250H71V249H70ZM83 250H82V251H83ZM262 250H264V249H262ZM28 251H29V250H28ZM163 251H164V248H161V252H163ZM31 252H30V253H31ZM27 253H28V252H27ZM30 253H28V254H30ZM261 253H262V251H261ZM2 254H3V252H2ZM2 254L0 253L1 257H2ZM31 254H32V253H31ZM32 255H33V254H32ZM262 255H264V253H262ZM29 256H30V255H29ZM1 257H0V259H2ZM31 257H32V256H31ZM262 257H264V256H262ZM32 258H33V257H32ZM262 259H264V258H262ZM262 259H261V260L259 259L258 262H259V263L262 262ZM11 262H12V264H13V261H12V260H11ZM90 262H91V261H90V259H89V260H88V264H89ZM9 263H10V262H9ZM15 263H16V262H15ZM259 263H258V264H259ZM262 263H264V262H262ZM262 263H261V264H262ZM2 264H4V263H2ZM17 264H20V263H17ZM30 264H32V263L30 262ZM91 264H94V263H91Z\"/></svg>",
	"mask_w": 264,
	"mask_h": 264
}]
</instances>
